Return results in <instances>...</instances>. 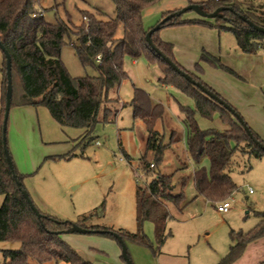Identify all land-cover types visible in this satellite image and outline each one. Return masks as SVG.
Wrapping results in <instances>:
<instances>
[{
  "label": "rangeland",
  "instance_id": "obj_1",
  "mask_svg": "<svg viewBox=\"0 0 264 264\" xmlns=\"http://www.w3.org/2000/svg\"><path fill=\"white\" fill-rule=\"evenodd\" d=\"M190 1L200 3L207 0H162L143 10L144 27L156 26L163 19L164 12L184 8ZM200 5L206 8L204 4ZM38 8L48 22L64 21L72 26L87 24L90 14L102 19L116 17L113 0H40ZM180 18L190 21L162 27L157 35L174 45V57L183 67L188 63L183 61H189V58L194 61L189 67L200 61L201 53L206 50L221 64L233 69L236 75L201 61L203 71L200 77L235 107L264 140V59H260L264 51L252 53L255 57L250 64L256 70L250 64L245 68L249 65L252 71L250 68L245 70L243 63L233 59L245 53L239 49L231 31L216 27L217 18L202 17L194 10L186 11ZM122 36L123 25L119 24L116 37ZM66 40L61 57L70 74L73 77L98 75L94 66H84L78 58L71 45L78 43L77 37L73 35L70 41ZM3 63L4 54L0 48V67ZM124 63L128 77L111 92L112 101L106 104L116 110L115 116L109 121L100 119L90 138L84 128L61 126L46 106L18 105L20 85L15 83L14 104L10 108L7 126L8 146L14 164L24 175L26 189L41 211L64 221L82 222L87 226L85 228L96 226L137 234L140 226L136 190L145 187L151 179L141 162L145 155L149 162L156 164L153 170L175 174V192H183L185 199L181 208L167 204L169 216L164 223L163 239L158 237L153 221L143 223L141 231L151 247L124 238L132 264H219L233 243L232 230L238 234L250 231L259 223L260 213L264 212V154L257 157L245 149L244 143L234 153L229 173L236 190L226 198L230 203L229 211L219 212L218 203L200 195L193 179L196 164L188 150L187 131L180 109L181 105L195 108L193 98L170 84L160 83L162 71L145 52L136 59L126 56ZM2 79L0 70V108ZM134 86L146 90L154 102H161L165 107V121H159L156 126L157 141L165 146L160 160L153 150H146L149 133L144 123L134 118L130 105ZM102 112L103 109L99 118ZM196 119L202 129L224 131L230 127L218 113L210 119L200 115ZM173 130L179 134L180 141L171 138ZM201 166L209 170V159L204 158ZM3 201L4 196L0 194V206ZM62 237L84 259L94 264H128L122 257L120 242L113 236L73 232ZM19 247L20 243L16 241H0V264L5 261L3 250ZM262 263L264 237L251 242L232 264Z\"/></svg>",
  "mask_w": 264,
  "mask_h": 264
},
{
  "label": "trees",
  "instance_id": "obj_2",
  "mask_svg": "<svg viewBox=\"0 0 264 264\" xmlns=\"http://www.w3.org/2000/svg\"><path fill=\"white\" fill-rule=\"evenodd\" d=\"M113 1L116 6L115 18L102 19L90 14L87 24L72 26L64 21L48 22L38 8L40 0H0V41L9 51L12 59L11 105L14 104V86L17 83L20 85L16 102L18 105L46 106L61 126L84 128L87 138H90L100 119L109 121L115 116L116 110L106 104L112 101L111 92L128 77L125 57L136 59L145 52L149 60L157 64L162 71L159 82L172 85L178 91L192 97L195 102V108L181 105L180 109L187 131L188 150L196 164L193 179L198 193L213 203L227 200L226 198L236 190V184L229 173L234 153L244 143L245 149L261 157L264 150L255 144L254 139L263 145L264 140L244 121L252 132L253 138L250 137L234 114L188 82L149 45L146 34L153 27L149 29L144 27L142 12L162 0ZM200 3L204 4L206 7L204 9L208 12L225 7L222 16L217 17L219 23L216 27L219 30L231 31L242 52L252 54L260 50L264 51V32L254 29L248 22L264 27V0L260 2L207 0ZM173 12L175 11L164 12L163 18ZM188 21L190 20H182L180 16H174L162 23L160 29ZM119 24L123 25V36L117 38ZM160 29L152 34L154 45L195 80L231 105L201 79L200 73L203 69L200 62L211 63L233 75H236V72L221 64L217 57L206 50L201 53L200 61L195 62L192 69L183 67L174 57V45L157 35ZM73 35L77 37L78 43L71 45L75 47L82 65L94 66L98 75L73 77L70 74L62 60L61 51L67 43L66 39L70 41ZM99 55L101 61L96 64ZM0 70L3 73L0 108V194L4 196L3 204L0 206V241L20 243L17 249L3 250L5 257L3 264H32L30 260L40 264L59 261L69 264H94L84 259L62 237L70 226L69 221L47 214L39 208L42 216L38 217L22 194V189H26L24 175L18 172L14 164L8 138L6 142L3 140L8 84L5 54ZM130 105L133 108L134 118L141 120L149 133L146 150H153L160 160L165 146L157 141L159 133L156 126L159 121L165 119L164 105L161 102H154L146 90L136 86ZM232 108L239 114L235 107ZM101 109H103L102 117L99 118ZM216 113L230 125L228 129L222 131L200 128L197 115L210 119ZM172 132L174 133L171 138L175 137L176 141H180L179 134L175 130ZM5 144L14 170L8 164ZM204 158L209 159V170L201 166ZM141 162L151 179L145 187H137L136 190L137 221L140 232L134 234L119 231L118 233L123 239L129 237L133 241L151 247L149 239L141 231L143 223L147 220L153 221L158 237L163 239L164 223L169 216L167 204L172 203L181 208L185 196L181 191L175 192L174 173L162 174L153 170L156 164L149 162L145 155L141 157ZM151 163L154 164L153 168L150 166ZM15 174L20 184L17 183ZM76 224L87 227L82 222ZM88 228L98 229L96 226ZM96 233L116 238L109 232ZM261 237H264V212L260 213L259 223L250 231L238 234L232 230L233 243L229 253L219 264L234 263L251 242Z\"/></svg>",
  "mask_w": 264,
  "mask_h": 264
},
{
  "label": "water",
  "instance_id": "obj_3",
  "mask_svg": "<svg viewBox=\"0 0 264 264\" xmlns=\"http://www.w3.org/2000/svg\"><path fill=\"white\" fill-rule=\"evenodd\" d=\"M225 9V7H219L217 8L215 11L213 12H208L204 9V7L198 3H189L187 6H185L184 8L178 9L175 12L167 15L166 17H164L156 26H154L153 28H151L147 34H146V39L149 43V45L160 55L162 56V58L179 74H181L188 82L194 84L196 87H198L200 90H202L206 95H208L210 98H212L213 100H216L219 104H221L222 106H224L227 110H229L232 114H234V116L237 118V120L243 124L244 129L246 130V132L249 134L250 137L253 138L252 132L250 130V128L248 127V125L246 123H244V119L235 112V110L232 108L231 105H229L228 103H226L222 98H220L218 95H216L215 93H213L211 90H209L208 88H206L202 83L198 82L197 80H195L192 75H190L188 72H186L185 70H183L182 68H180L175 62H173L169 57H167L166 55H164L153 43L152 41V34L154 31L160 29L161 24L164 23L165 21L169 20L170 18L174 17V16H180L181 14L185 13L188 10H194L195 12H197V14H199L202 17H207V18H217V17H221L222 16V11ZM249 24L256 30L260 31V32H264V27L258 26L256 24H254L251 21H248ZM0 48L1 50L4 52L5 56H6V75H7V91H6V104H5V114H4V120H3V140L4 142H6L7 140V126H8V119H9V114H10V108H11V101H12V95H13V87H12V59H11V55L9 53V51L6 49V47L2 44V42L0 41ZM255 144L264 150V145L254 139ZM5 154H6V158L8 161L9 166L11 167L12 170L13 169V163H12V159L9 155V151L6 147L5 144ZM15 178L17 179L16 174L14 175ZM17 183L20 184V181L17 179ZM22 194L25 197V199L27 200L28 204L30 205V207L32 208V210L35 212V214L38 217L42 216V213L40 212V210L38 209V207L36 206V204L34 203V201L32 200V198L30 197L29 192L26 189H22ZM91 231H98V232H109L112 235H114L118 241L121 244V248H122V257L126 260V262L128 264H132L130 257L128 255V249H127V245L123 239V237L115 231L112 230H104V229H89V228H85L82 226H79L76 223H72L70 222V226L68 227V229H66L64 231V233H73V232H80V233H89ZM264 264V263H262Z\"/></svg>",
  "mask_w": 264,
  "mask_h": 264
},
{
  "label": "crops",
  "instance_id": "obj_4",
  "mask_svg": "<svg viewBox=\"0 0 264 264\" xmlns=\"http://www.w3.org/2000/svg\"><path fill=\"white\" fill-rule=\"evenodd\" d=\"M176 9V8H175ZM253 57H255V56H253L251 53H245V54H243L242 56H238V58H233L235 61H239L241 64L243 63V66H244V68H245V66L247 65V64H250V63H252L253 64V62H252V59H253ZM261 58L260 59H264V55H262V56H260ZM183 58H184V56H183ZM191 60V61H190ZM190 61V62H189ZM189 61H183V62H188L187 63V67L186 68H188V69H192L193 67V65H191L190 67H189V65L192 63V62H194L193 61V59H191V58H189ZM261 62V61H260ZM252 64H250V66H251V68H254V66L252 65ZM253 66V67H252ZM248 68H250L249 67V65L245 68V70H248ZM250 68V70L252 71V69ZM254 70H256V68H254ZM254 76H255V74H254ZM226 201V200H225Z\"/></svg>",
  "mask_w": 264,
  "mask_h": 264
},
{
  "label": "built area",
  "instance_id": "obj_5",
  "mask_svg": "<svg viewBox=\"0 0 264 264\" xmlns=\"http://www.w3.org/2000/svg\"><path fill=\"white\" fill-rule=\"evenodd\" d=\"M84 18L87 19L86 16ZM263 42H264V40H263ZM96 60H97V62H100L101 61V56L100 55L97 56ZM150 166L153 168L154 164L151 163ZM250 191H252V190H250ZM216 208L221 213H227L229 211V208H230V203L227 200L223 201V202H220V203H218Z\"/></svg>",
  "mask_w": 264,
  "mask_h": 264
}]
</instances>
